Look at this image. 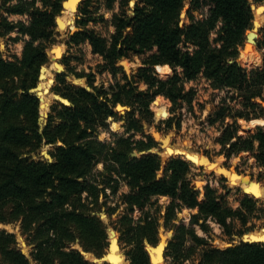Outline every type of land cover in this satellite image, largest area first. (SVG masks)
I'll use <instances>...</instances> for the list:
<instances>
[{"label":"trees","instance_id":"16d2710c","mask_svg":"<svg viewBox=\"0 0 264 264\" xmlns=\"http://www.w3.org/2000/svg\"><path fill=\"white\" fill-rule=\"evenodd\" d=\"M63 1L0 0L6 14L24 19L16 22L0 16V37L16 33L14 41L24 43L22 55L13 60L3 59L0 52V223L21 221L23 233L34 245L31 257L35 264H94L71 245L79 241L87 252L96 256L104 253L108 247L106 228L91 211L106 207L114 214L117 207L108 203L123 183L129 192L121 198L124 213L117 230L120 242L132 246L128 253L132 264H149L144 241L158 242L161 219L166 229L174 231L166 253L171 264H190L195 249L208 245L207 236L215 228L226 236L249 231L236 232L235 222L246 225L248 215L256 210L257 202L252 198H244L241 208L233 210L208 184L201 201L200 191L188 178L191 163L171 158L158 178L162 167L158 155L132 158L131 153L156 146L154 139L144 134L143 122L151 125L153 118L150 104L163 96L182 109L184 118H194L197 84L203 81L216 93V107L205 126L221 124L219 142L227 156L250 152L264 170V127L247 137L238 136L239 120L261 121L264 117V54L261 69L248 67L241 57L246 32L253 26L251 2L189 0V22L181 27L187 0H138L133 17L124 9L131 0H106L109 9L118 5L119 10L112 16L114 31L107 40L87 28L96 19L88 16L92 0H83L77 17L80 30L66 41L69 50L86 46L91 56L101 59V72L115 79L122 72L116 66L121 58L143 57V67L133 79L124 74L125 83L116 81L108 89L94 86L93 74H76L88 78L93 92L67 83V73L57 74L54 90L72 106L56 104L47 126L41 129L40 101L31 89L39 83L41 68L49 63L47 52L58 36L56 18ZM258 47L264 49V31ZM247 50L253 61L254 49L249 46ZM72 57H64L62 62L67 72L74 74ZM166 65L173 75L163 78L155 68ZM138 83L146 90L138 91ZM158 98L152 104L154 112L160 103L168 110V102ZM118 104L131 110L122 114L116 110ZM168 117L167 111L163 119ZM173 119L168 122L170 127ZM227 119L230 124H226ZM117 121H124L125 134L112 129ZM177 124L180 127V121ZM102 135L108 140L102 141ZM136 135L142 139L136 140ZM58 143L61 145L54 149L52 163L25 157L44 144ZM188 159L196 162L190 156ZM99 164L102 171L96 170ZM160 197L170 200L164 214L159 206L152 211L153 200ZM183 210L198 213L186 222L179 218ZM197 228L206 237H200ZM188 242L192 246L187 251ZM0 264H31L18 249L16 236L5 230L0 231ZM199 264H264V244L246 243L226 250L210 247L202 252Z\"/></svg>","mask_w":264,"mask_h":264},{"label":"rangeland","instance_id":"374dc122","mask_svg":"<svg viewBox=\"0 0 264 264\" xmlns=\"http://www.w3.org/2000/svg\"><path fill=\"white\" fill-rule=\"evenodd\" d=\"M72 1L76 3L79 2L80 0H69L68 3H71ZM82 2L83 0L81 1V3ZM137 2L138 0H131L129 5L124 8L129 16L133 17L135 15L134 11ZM253 2L257 6H263V10H264V3H256L255 0H253ZM186 5H188L187 8V13H188V10L190 8L189 0L185 2V7L183 10H186ZM88 9L90 12L88 16H92L93 18L96 19V21L91 23L87 28L95 31L98 35L109 40L111 34L114 31V28L113 26H111L110 21L112 19L113 14L119 12L118 5L116 6L115 9H109L106 0H92ZM69 14H72V17L67 22H64L63 20L66 14L62 16L60 13V15L56 18L58 36L56 37V41L51 47V49H49L47 52L49 55V63L43 66L44 68H43L42 79L40 78L37 86L31 89V93L36 95L39 101L41 98L42 108L40 103L39 122H40V113H41V117L44 118L41 121L42 125L48 124L49 115L52 113V109L56 104L65 105L64 103L55 99V96L66 99L61 95H58L54 90L55 86L57 85V81H56L57 74L67 73V77H66L67 83L72 84L73 86L78 88H81L82 85H84V83H87L88 87L90 86L87 77L79 78L77 77L76 74L79 73H84L86 75L93 74L95 77L94 86L98 88L108 89L116 81L120 83H125L123 77L124 74L127 76L129 75L128 77L130 79H133V77L137 74L139 69L143 67V57L131 56L130 58H121L120 60H118L116 66L120 67L122 69V72H120L115 79L111 74L101 72L102 71L101 59L98 57L91 56L86 46L83 45L74 46L72 47V49L69 50L66 41L69 39V36L72 34L73 31L75 33L76 31L80 30L77 25V17L80 14H78V12L75 14L73 12ZM2 15L9 18L11 21L17 22L20 20H24L22 16H9L8 14H6L4 7L0 3V16ZM254 19H255V15H254ZM256 20L262 24V28L259 32V37L257 39V42H259V40H261L263 36L264 19L261 16L260 17L257 16ZM188 22L189 20L187 16L185 19H181L180 16L181 27L186 25ZM248 31L249 30H247V32ZM16 36H17L16 33H12L6 37H0V52L3 59L13 60L15 57H20L22 55L24 43L23 41L15 42L14 38H16ZM250 47L253 48V46ZM253 49H254V53H253L254 59L252 61L251 59L248 58L246 63L248 67L261 69L263 67L264 49H260L258 47V43H257V47ZM67 56H73L72 57L73 60L71 61L70 66L74 69L75 72L74 74L68 73L66 66L62 62L63 58ZM166 66L167 67L157 66L155 68L157 74H159L163 78H168L173 75V71L171 72L172 69H170L169 71L170 67L168 65ZM159 68L161 69V71L159 70ZM74 78H78L82 80L74 82L73 81ZM136 85H138L137 86L138 91L146 90V86L143 83H138ZM90 89L91 90L89 92H93V89L91 87ZM32 90H34V92ZM197 90L198 93L194 102V107H195L194 118L193 117L184 118L182 109L178 107L175 108L173 104L170 102V100L164 98L163 96H158V97L168 102V110L165 103H160V104L157 103L156 106L158 104L159 105L156 107V110L154 112V109L152 108V104L157 99H159L158 97L157 99H155V101L152 104H150L149 108L153 112V118L151 119L152 121L151 125L148 124L146 125V128L144 129V134L147 136H151L150 135L151 132L153 131L159 132V134H157L156 137V140L159 142L154 140L156 142V146L154 148H160V142L161 141L163 142L167 137V135H169V137L166 139L169 143L167 144V147H165L164 150V152H166L167 154L165 156H162L163 158L159 156L162 160L161 161L162 167L157 177L161 178L163 176L166 164L170 160V159H166L169 155L178 154L182 156L173 157V158H182L184 160L186 158L187 160H189L188 152H195L204 159L206 164L204 163V165L203 164L195 165L192 162L193 164L192 163L191 164L193 165V168L188 178L192 180V186L195 188V190L200 191L199 199L201 201L204 200V196H205L204 187L210 184L211 186H213V189L217 191L218 195H221L223 197V203L225 204L226 207H229L233 210H237L241 208V202L246 197L255 200L257 202V205H256V210L252 214L248 215V220L245 226L239 220L235 222L236 232H240V231L242 232L246 229H250L249 231H245L243 234L236 233L233 236H226L224 234L219 233V231H217L215 225L213 224L215 231L211 232L210 237L207 236L208 245L201 246L195 249V252L190 257L189 260L190 264H199L201 262L202 252L210 247L211 248L214 247L218 250H226L232 247H239L242 244L250 243L251 241L252 242H259L261 240L264 241V200L263 197L257 193L258 190L263 191L264 193V170L256 165L252 157L253 154L250 152H242L237 155L236 154L232 155L231 157L227 156L226 151L223 149L222 144H220L219 142L220 138L222 137V125L218 124L213 127L205 126V122L208 119L209 115L212 114L215 110L216 106L213 100L214 99L213 96L216 93L212 92L209 89V87L205 85L203 81H199V83L197 84ZM43 106H45V108H43ZM65 106H72V103L71 105H65ZM116 110L124 114L126 110L130 111L131 107L118 104L116 106ZM167 111L169 112V117L163 119L167 116ZM171 118H174L173 119L174 121L171 122V127H170L168 125V122L170 121ZM178 121H180V127H178L177 124ZM230 123L231 120L227 119L226 124H230ZM174 124H175V128H174ZM238 124H239L238 136L247 137L250 134L256 133L258 127H264V117L262 118L261 121L239 120ZM111 126L116 133L121 135L125 134V128L123 127L124 121L114 122L112 123ZM108 138L109 137L105 135H102L100 137L102 141H106L108 140ZM135 139L139 141L142 139V136L136 135ZM59 144L60 143H58L57 145L44 144L41 147V149L38 150L36 153H33L31 155H25V157L27 158L29 157L31 158V160L37 162L48 161L52 163L55 161V159L52 156V153L56 148V146H58ZM134 153L137 154V157L133 156ZM131 157L140 158L141 156H139V152L134 151L133 153H131ZM96 170L102 171L103 165L99 164L96 167ZM246 175H249L252 178L250 179V177ZM109 192L110 191H108L107 193ZM128 192H129L128 187H126L125 184L122 183L118 194L110 197L108 206H111L113 208L117 207L118 209L114 214L110 215L106 207H103L100 210H93V212L91 211V213H93L94 216H97L103 222L106 228L108 244H109L108 229H110L111 240H114L112 260L116 262L124 261L126 264H132V261L128 255V253L132 249V246H128L120 242V235L117 230L118 221L121 215L124 213L123 206H120L121 198L123 194ZM256 195L259 197H257ZM85 196L86 194L83 197ZM102 201H104V199H102ZM169 201L170 200L165 197L155 198L153 200L155 204L152 206V211L155 212V210H157L160 207L161 214H164L166 210V206L169 204ZM156 202L158 204H156ZM197 213L198 210L196 211L183 210L182 213L179 215V218L181 219V221L185 220L186 222H188L191 214H197ZM160 223L161 226L158 230V235H157L158 242L161 236L164 237L161 240V245L155 251V253H157L156 259L154 254L150 250L151 247L150 246L147 247L146 245L147 243H149L151 246H154V244H151L148 240L144 241V247L149 258V264L172 263V260L168 259V257L166 256L167 249L165 251V254H164V249L166 246L165 237L167 238L169 237L168 240V246H169V241L173 238L174 231L166 229L164 227L163 219H161ZM21 225L22 224L20 221L9 224L7 225V227L0 226V231L5 230L8 233H14L17 239V247L24 253L21 243V240H23L27 246V248L24 249L25 254L28 256V259H30L31 264H35L31 257V252L34 248V245H31L29 243L28 237L23 233ZM112 229L117 233V237L119 238L120 250L122 254L118 251L119 247L117 246V242L115 240L116 237L115 232H113ZM196 230L200 237H206V235L199 228H197ZM214 237H217L216 241L214 240ZM254 237L256 238V240L254 239ZM157 243L155 245H157ZM191 246L192 243L188 242L185 247V250L188 251V249ZM71 248L74 250H76L75 248L84 249L80 245L79 241H77L75 244H72ZM155 248L157 247H154V249ZM106 250L107 248L104 250V253L106 252ZM162 252H163V259H162ZM188 253H190V251ZM92 254H88L87 259L91 260L93 258ZM96 257H100V256H96Z\"/></svg>","mask_w":264,"mask_h":264},{"label":"water","instance_id":"95a60500","mask_svg":"<svg viewBox=\"0 0 264 264\" xmlns=\"http://www.w3.org/2000/svg\"><path fill=\"white\" fill-rule=\"evenodd\" d=\"M68 1L69 0H65L64 2H63V10L61 11V15L62 16H64L65 14H67V13H77L78 12V9H79V7H80V4H81V1L82 0H80L79 2H76V3H68ZM250 2H251V9H252V11H253V13H254V15H255V19L253 20V26H252V29H250L247 33H246V40H245V43H244V46H243V49H242V51H241V57L244 59V60H247L248 59V54H250V52L251 51H248L247 50V48H249V46H253V48H255V47H257V39H258V37H259V32H260V30H261V28H262V24L260 23V22H258L257 20H256V17H257V15L256 14H258L259 16H261V17H264V10H263V7L262 6H257L254 2H253V0H249ZM187 8H188V5H186V10H183L182 11V13H181V19H185L186 18V16H187ZM262 10V11H261ZM74 33V31L72 32V34ZM52 57H54V56H52ZM55 60H56V58H55ZM43 68L44 67H42V70H41V76H40V78L42 79V75H43ZM127 70V69H126ZM129 76V75H128ZM79 80H82V79H78V78H74L73 79V81L74 82H76V81H79ZM78 85V84H77ZM82 87H85V89L86 90H88V91H90L91 89H90V87H88L87 86V83H85L84 85H82ZM33 92H34V90H32ZM55 99L56 100H58V101H60V102H62V103H64L65 105H71V103L68 101V100H66V99H63V98H61V97H58V96H55ZM40 103H41V98H40ZM263 105H264V103H263ZM44 118H42L41 117V113H40V122H39V125H40V127H41V129H44L47 125L45 124V125H42L41 124V121L43 120ZM146 125H147V123L146 122H143V127H144V129L146 128ZM149 125V124H148ZM260 126V125H259ZM174 128H175V124H174ZM157 134H159V132L158 131H153V132H151L150 133V135L153 137V139L155 140V141H157L156 140V137H157ZM173 135H174V133H173ZM169 137V135H167V137L165 138V140H164V142H160V148H152V149H149V150H147V151H142V152H140L139 153V156H144V155H158V156H160V157H162V155H161V152L163 151V150H165V148H164V146H165V141H166V139ZM157 142H159V141H157ZM59 145H61V143L59 144ZM133 156L134 157H137V154L136 153H134L133 154ZM182 155H175V154H171V155H169L166 159H171V158H173V157H181ZM163 158V157H162ZM185 160H187L186 158H185ZM188 162H190L189 160H187ZM190 163H192V162H190ZM193 164V163H192ZM246 176H248V177H250V179L252 178L251 176H249V175H246ZM7 225H9V224H1L0 223V226H2V227H7ZM113 230V229H112ZM113 232H115L114 230H113ZM12 234H14V233H12ZM15 235V234H14ZM115 240H116V242H117V246L119 247V249H118V251L121 253V250H120V244H119V238L117 237V233L115 232ZM164 236H161V238H160V240H159V242L157 243V245H154V246H151L149 243H147L146 245H147V247L148 246H150L151 248H153L154 249V247H158L159 245H160V243H161V240H162V238H163ZM108 238H109V244H108V247H107V250H106V252L102 255V256H100V257H96L94 254H92V253H90V252H87V251H85L84 249H82V248H75L76 250H78L81 254H82V256L87 260V261H89V262H91V263H94V264H114V263H112V256H113V245H114V240H111V237H110V229H108ZM166 238V246H165V249H164V254H165V251H166V249H167V247H168V240H169V237L167 238V237H165ZM214 240L216 241L217 240V237H214ZM250 243H262V244H264V241H259V242H250ZM23 253V252H22ZM24 255H26L25 253H23ZM88 254H92V256H93V258L91 259V260H89V259H87V255ZM122 254V253H121ZM27 256V255H26ZM28 257V256H27ZM151 259H152V257H151Z\"/></svg>","mask_w":264,"mask_h":264},{"label":"bare ground","instance_id":"6f19581e","mask_svg":"<svg viewBox=\"0 0 264 264\" xmlns=\"http://www.w3.org/2000/svg\"><path fill=\"white\" fill-rule=\"evenodd\" d=\"M71 3H75L74 1H72ZM263 7V6H262ZM262 11V10H261ZM257 16H259L258 14H256ZM72 17V14H69V13H67L65 16H64V22H67L70 18ZM260 17V16H259ZM68 24V23H67ZM63 32V31H62ZM164 142V141H163ZM169 142L166 140L165 141V146H164V148L165 147H167V144H168ZM183 152V151H182ZM186 153V152H185ZM167 153L166 152H164V150L161 152V155L162 156H165ZM188 156H190V157H192L193 159H195L196 160V162H193V161H191V162H193L194 164H203L204 165V163H205V161H204V159L200 156V155H198L197 153H195V152H188ZM206 164V163H205ZM218 164V163H217ZM216 167V166H215ZM257 193L258 194H260L262 197H263V200H264V193H263V191H257ZM261 234V233H260ZM254 239L256 240V238L254 237ZM262 239V238H261ZM262 241V240H261ZM21 243H22V248H23V251H24V253H25V248H27V246H26V244L24 243V241L23 240H21ZM163 243V242H162ZM160 245H161V243H160ZM159 245V246H160ZM159 246L157 247V248H155V249H153V248H151L150 250H151V252L154 254V256H155V259H156V257H157V253H155V251H156V249H158L159 248ZM162 251V250H161ZM155 259H154V262H155ZM162 259H163V252H162ZM112 261V263H114V264H124L125 262L124 261H119V262H116V261H114V260H111ZM126 264V263H125Z\"/></svg>","mask_w":264,"mask_h":264}]
</instances>
